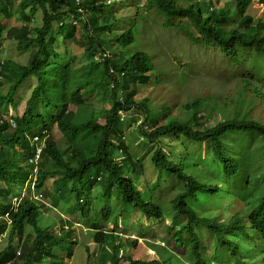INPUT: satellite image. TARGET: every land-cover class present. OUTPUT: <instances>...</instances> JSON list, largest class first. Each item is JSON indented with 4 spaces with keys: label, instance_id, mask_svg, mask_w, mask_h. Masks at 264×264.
I'll return each mask as SVG.
<instances>
[{
    "label": "trees",
    "instance_id": "1",
    "mask_svg": "<svg viewBox=\"0 0 264 264\" xmlns=\"http://www.w3.org/2000/svg\"><path fill=\"white\" fill-rule=\"evenodd\" d=\"M115 1L117 0H0V14L8 19L17 15L22 22H26L19 28L5 29L0 25V40L13 39L18 52L29 54L28 62L19 71H15L13 66L5 69L10 63L0 61V86L1 81L9 82L8 91L4 95L0 94V177L9 186L8 197L13 195L17 186H22L24 190L21 196L25 198L24 202H14L6 196H0V234L5 226L11 227L7 247L11 249L13 242L19 248L15 255L22 254L21 264H47L48 260L50 264H57L54 260L51 261L53 250L60 252L65 237L70 234L69 225L73 223L70 218L63 222L60 218L57 226H53L54 223L44 228L39 226L40 216L46 214L45 208L41 207L45 201L54 207L57 202L74 199L76 203L70 205V213H73L74 206H78L81 212L79 215L75 214L74 221L82 222L85 220L81 216L84 213L86 216L98 214L95 207L102 201L91 196V191L98 188L105 202L116 203V196L123 201L115 214L112 212L113 207L105 204L101 208L103 221H114L115 224L119 216H128L131 211H141L151 215L146 216L149 220L157 222L155 218L164 213L160 195L154 194L159 191L158 183L142 194L136 191V181L143 173V164L140 162L150 155L149 162L157 171L158 180L161 179L160 174L167 173L174 177L175 187H178L179 191L169 202L173 216L189 221L198 218L196 210L199 209L201 200L222 194L225 177L235 170L237 173V159L241 166L245 164L249 146L258 139L264 143V124L261 126L246 118L234 117L229 120L224 117L217 125L206 127L200 122L202 111L197 103L185 106L189 114L185 121L168 119L167 110L159 114L161 120L156 116H149L152 111L148 100L136 101L134 97L137 96V86L145 87L150 83L147 73L153 71L152 56L135 49L137 34L131 22L120 34L111 30L107 17L111 12L109 5ZM144 1H147L146 7L149 10L154 9L165 17L166 24L172 25L177 19L175 30L186 39H192L191 32L204 26L207 17L205 19L203 16L209 14L207 0ZM251 2L252 0H233L234 10L230 12V9H226L220 14V22H224L223 28H211L216 35L212 42L220 45L227 61L233 60V46L229 42L234 41L237 36L248 42L249 47L259 42L253 50L260 51V56L254 57L253 61L244 56L242 62L249 61L248 64H253L264 61V18L247 13ZM35 8H40L41 23H33L34 27H30L34 22L35 12H38ZM70 16L77 22H82L78 37L80 40L85 39L88 45L79 58L68 53L63 48L65 44L60 42L61 38L70 42L74 40L78 26L68 22ZM254 18L256 23L252 24ZM105 23L108 24L107 27ZM236 42L235 47L240 44L239 41ZM77 43L79 45V40ZM62 49L64 50L61 51ZM11 70L15 73L11 74ZM258 72L259 70L235 73L236 78L241 79L238 80L240 88L250 89L252 92L247 100L239 93L232 112L240 113L242 105H249L256 96L259 97L258 90L264 91V81L257 83L258 79L245 80L257 77ZM28 76H35L36 79L31 85L30 96L26 99L24 97V112L20 116L9 115L5 121L2 106L13 103L18 87ZM104 95L112 100L111 104L108 108H101L99 112L94 111L93 102H102ZM73 107L74 111H70ZM120 113L135 115L136 119V113L140 114L142 121L137 123L138 127L133 128L135 132L129 135L127 142H121V152H118L119 149L113 148L110 140L119 136L120 132L124 134L125 127L122 128L123 123L119 121ZM99 120H103V123H99ZM246 134L252 135L246 138ZM35 135L39 145L33 148L31 145L34 141L31 138ZM57 140L59 143H56ZM141 142L142 148L148 150L140 157V161H135L129 155L130 148ZM61 144L62 147L59 146ZM230 147L237 149L235 153ZM201 148L204 149L203 153ZM238 150L240 154L237 153ZM36 151L40 161L31 179V189H26L29 172L22 165L31 161ZM122 156H127L123 160L125 163L121 162ZM91 168L96 171L88 173ZM91 172H94L93 176ZM253 172L257 179L264 177V171L260 174L257 170ZM100 173L101 177H97L96 174ZM193 175H197L202 181H197L196 178L193 180ZM242 183L244 186V181ZM52 186L56 187L54 191L49 190ZM173 188L174 186L171 189ZM255 192L256 184L252 181L251 189L244 193L236 191L234 195L253 199ZM258 194L264 196V188ZM239 202L242 204L241 199ZM128 205L132 207L130 210H127ZM251 210H255L254 205H251ZM244 218L247 221L245 216ZM237 223L236 221L230 225L228 220L224 225L229 229L238 228ZM201 224L202 221H199L194 226ZM27 226L28 230H25ZM52 226L54 232L51 231ZM83 226L82 229H90L91 223ZM250 228L252 229L251 225ZM93 229L98 230L99 227L93 225ZM256 231L263 232L264 226ZM190 232H195L193 227L188 230ZM205 235L210 237L213 248L210 260L218 259V264H260L257 261L244 262V258L239 259L235 252L227 249L214 220L209 221ZM201 237L194 236L192 240L200 242ZM93 239L96 244L110 247V254L107 250L104 251L102 264L106 261L111 264H156L155 260L145 263L135 261L124 251L117 254L112 246L114 241L117 247H122L117 242V234L98 231ZM70 243L71 248L59 255L58 264H67L65 259L73 255L72 248L77 242L70 240ZM136 245L137 242L133 241L132 246ZM194 248L199 253L195 261L210 264L206 257L207 250L200 251L198 244ZM89 250L85 248V254ZM12 257L14 255H10V259ZM10 259L4 264L18 261L17 258Z\"/></svg>",
    "mask_w": 264,
    "mask_h": 264
},
{
    "label": "rangeland",
    "instance_id": "2",
    "mask_svg": "<svg viewBox=\"0 0 264 264\" xmlns=\"http://www.w3.org/2000/svg\"><path fill=\"white\" fill-rule=\"evenodd\" d=\"M146 2L147 1L144 0L115 1V3L109 5L111 12L107 17V22L110 23L111 30H114V33L116 34H120L122 31L124 32V30L128 28V24L131 22L133 27L137 29L136 34L138 38L135 41L137 44L135 49L144 51L152 56L153 71L147 73V79L150 83L145 87L138 84L137 96L134 97L136 101H141L143 99L148 100L149 108L152 111L149 116H156L161 120L159 114L164 110H167L168 112L166 114L169 115L168 119L175 118L177 120L185 121L189 118V114L185 110V104L197 100V105L200 106L202 111V113H200V122L206 127L217 125V122L220 120L222 121L224 117L231 119L244 115L250 120L264 124V100L255 101L251 105H242L240 113L232 112L233 104L240 93V83L237 79L232 77L231 71L224 67L223 59L218 51L213 47L200 46L204 41V38L201 37V35L195 38L191 44V42L185 39L183 35L175 30V28L166 24L160 13H157L154 9L149 10L146 7ZM214 2L216 7H222L225 3L233 4V0H214ZM35 10L38 9L35 8ZM134 13L137 14L132 17ZM247 13L250 16H263L264 18V0H252ZM68 22L71 25L76 23L78 26L75 29L74 40L70 42L69 40L61 38L60 42H63L61 44H65L63 45V48H65L68 53L79 58L82 55V50L84 51L88 47L85 39L80 40L78 37V34L81 32L82 22H77L72 16L68 18ZM0 23L7 29L19 28L23 25L17 15L13 16L11 19L0 16ZM33 23L40 25L41 14L39 11L35 12L34 22L31 23L30 27H34ZM255 23L256 18H254L252 24ZM173 24H176V21H174ZM105 26L107 27L108 24L105 23ZM234 26L238 27L237 24ZM105 32H108L107 28L105 29ZM78 40L80 42L79 45L77 43ZM112 47H114V45H112ZM63 50L64 49L61 51ZM28 59L29 54L18 52L13 39L6 38V40L1 42L0 61L2 63L5 61L10 63L7 64L5 69H11L13 66L15 71H19V68L22 65H25L28 62ZM224 61L227 62V56L226 58L224 57ZM10 73L13 74L15 72L12 73L11 70ZM31 78L36 79L35 76H31ZM1 83L2 86H0V88L2 89H0V94H3L7 90L9 82L1 81ZM28 84V82L24 84L21 89H24ZM27 89H30V87ZM28 94L29 92L22 94L21 90H19L15 96L17 107L14 111L17 112L18 115L23 111L25 99L28 97ZM240 94L242 95L243 93L241 92ZM111 101L109 100L108 95L102 97V102L100 100H95L93 102L94 111L99 112L101 108H108ZM8 110L12 112V108ZM70 111H74V107L70 109ZM210 111H214L215 113L210 115ZM136 115L138 119H136L135 115H129L133 118L132 121H130L132 123L130 126L124 128L125 133L123 135L126 138V142L129 135L135 132L133 128L138 127L139 125L137 126V123L142 121V116L140 114ZM136 120L137 122L135 123ZM99 123H103V120H99ZM251 135L252 134H246L245 137L247 138ZM57 136H55V138H57ZM56 143H59V140H57ZM141 145L142 142L140 145H134V148H130L131 151L129 152V155L135 161H140V157L148 150L147 148H142ZM59 146L62 147L63 145L61 144ZM230 148H232L230 150L234 153L235 150H237L234 147ZM126 158L127 156H122L121 162L125 163L126 161L123 160ZM149 159L150 155L140 162L143 164V173L136 181V191L142 194L157 182L160 188L159 191H155L154 194L160 195V203L166 208V211L170 213L169 202L179 191L178 187L171 189L174 184L172 185V182L167 181L164 176L160 175L161 179L158 180L157 171L151 167ZM237 161L239 163L236 173L237 176L236 179L232 180L235 182V186L243 181L240 172L244 171L240 161L238 159ZM249 163L251 171L257 170L258 174L264 171L263 147L257 145V147L250 152ZM90 171L95 172L94 169H91ZM94 172H91L92 176L94 175ZM191 178L193 180L196 178L197 181H202L197 175H193ZM259 185L261 187L263 182L261 181ZM54 189H56V187H49V190L51 191H54ZM100 192L101 191L98 188H94L92 194L100 195ZM228 195H230V193H228ZM239 201L240 198L236 196L233 198L230 197L229 199L224 195L213 197L212 203L216 211L213 212L211 211V208H208L206 215L214 216L219 224L225 223L229 220L230 225L237 221L238 228H243L244 225L248 226V223L242 214L244 206ZM73 203H76V201L70 199L68 202H57V205L52 207L45 201L41 206L45 208L46 214L40 216V227L44 228L53 223V226H57L59 219H63V215L66 216L64 219L70 218L74 225L70 234L65 237L62 244V250L60 252L56 250L53 251L54 260L58 261L61 252H67V250L71 248L70 240H76L77 243L72 248L73 255L65 259L67 264H102L104 251L106 250L93 244L92 235L90 236L89 233H84L85 229H82V227H84L83 224H89L103 219V213L100 209L103 204L101 203L99 205L98 214L90 216L81 215L85 220L82 222H76L74 221L75 214L79 215V212L81 211L78 206H74L73 213H70V205ZM120 205V202L113 204V214L118 212ZM143 220L144 217L140 212L131 211L128 216H119L117 218V225L114 223H102L101 227L102 230L106 232L112 230L116 231L119 238L117 239V242L123 247L124 253L130 255L132 259L142 262H150L153 260H159L160 262L162 261L161 255L164 254H171L177 258H182V252L176 249L171 242L168 243L169 239L166 236V228L169 226V221H166L163 225L159 221L153 222L149 220L144 223ZM138 223V228H131L137 227ZM151 223L154 224L151 225ZM53 226L51 231L54 232ZM119 226H121L122 229H120ZM198 227L199 226H193L195 232ZM25 230H28V226ZM125 233L130 235L129 237L135 236V239H121L120 236H124L123 234ZM7 236L8 233H6L0 241V252L10 251L7 247ZM201 238L202 248H207V255H210L213 250L210 244V239L207 237ZM133 241L137 242L135 247L132 246ZM241 242H244L245 244L242 252H244L246 257L243 260L247 263L254 261L261 262L260 260L264 256V252H262L264 249L263 243L260 241L249 242L247 238H244ZM85 248H89L91 251L89 250L88 254H85ZM150 248H156L155 250L158 252H151L149 250ZM12 249H15L16 252L19 251L13 242H11V250ZM55 256H57V258H55ZM105 264L109 263L107 262Z\"/></svg>",
    "mask_w": 264,
    "mask_h": 264
},
{
    "label": "clouds",
    "instance_id": "3",
    "mask_svg": "<svg viewBox=\"0 0 264 264\" xmlns=\"http://www.w3.org/2000/svg\"><path fill=\"white\" fill-rule=\"evenodd\" d=\"M207 5L209 8V14L207 16H203V18H205V19L207 17L206 23L204 24V26L200 30L194 29L191 32L192 39L187 37V40L189 42H191V44H192V42L195 40V38H197L199 35H201V37L204 38L203 39L204 41L202 44H200V46H207V47L215 48L218 51L219 55L223 59L224 67L227 70L231 71V75L233 78L237 79L235 76V73H238V72L239 73H245L246 71L259 70V72L256 74L257 77H254L252 79L246 78L245 80L246 81H252V80L255 81L258 79L257 83L264 81V69L262 70V68L264 67V61H259V62L253 63V64H248V62L250 60L253 61L255 59L254 57L260 56V51L253 50L258 45L257 43H259V42L253 43L249 47L248 42L242 41L241 38H237L238 36L235 37L234 41L229 42L233 46V50H232V59L233 60H228L227 62L224 61V57L226 58V55L223 52V50L221 49L220 45L215 43V42H212V39L214 37H216V35L211 31V28H213V27L223 28L224 22H220V14L224 13V11L226 9H230V12L233 11L234 10L233 6H235V4H224L222 7H216L214 0H207ZM38 11L40 12V8H38ZM26 15L30 16V14H26ZM0 16H3V15L0 14ZM162 17L165 20V17L163 15H162ZM4 18H6V17H4ZM176 20L177 19H175L174 21H176ZM22 23H26V22L23 21ZM75 24L76 23H74L73 25H75ZM0 25L3 26L1 23H0ZM58 25H61V23H58ZM169 26L172 28H175V24H172V25L169 24ZM3 27L5 29H7L5 26H3ZM133 28L136 32L137 29L135 27H133ZM137 38H138L137 35H135V40H137ZM262 39L264 40V37ZM3 40H4L3 38H2V40H0V44ZM236 41L240 42V44H238L237 47L234 46V44L237 43ZM244 56L249 57V61H245L247 63L242 62V61H244V60H242V57H244ZM0 66H2V65L0 64ZM237 80H241V79H237ZM27 82L29 84L24 89H21L22 86L24 84H26ZM33 83H35V79L28 76L26 78V81L22 82V85H20L18 87V89H17V91L13 97V103L2 106V108H3L2 116H4V118H3L4 120L6 119L5 118L6 115L7 116H9V115L17 116L18 115V113L14 111L17 107V102L15 101V96L19 92V90H21L22 94L25 92H29V94H28V97H29L30 93L32 91L31 85H33ZM29 87H30V89H27ZM7 91H8V88H7ZM240 91L243 93L242 96L246 100L249 99L250 93L252 92V90L240 88L239 92ZM258 94H259V97L256 96V99H254L253 102L259 101V100H264V91L258 90ZM2 95H4V94H2ZM197 102H198L197 100H193L191 103H188L185 105H191V104L197 103ZM253 102L251 104H253ZM251 104H249V105H251ZM24 105H25V103H24ZM244 105H247V104H244ZM10 108H12V112H10V110H8ZM24 109H25V106L23 107V111L20 112V114L18 116L22 115V113L24 112ZM213 113H215V112L210 111V115ZM238 118L239 119L240 118H246L248 121H252V122L257 123V124L262 126V124H260L256 121L250 120L246 115L238 117ZM132 119H133L132 116H129L128 114L120 113V115H119V121L123 123L122 128L130 126L132 123L130 121ZM231 119H233V118H231ZM178 121H181V120H178ZM36 136L37 135H35L33 138H31V141H34V143L31 145L33 148H35L39 145V141L35 140ZM121 142H126V138H125V136H123L122 132L119 133V136H114L110 140V143L113 145V148L119 149L118 152H121V149H120ZM257 145H260V147H263V150H264V143L261 140H259V141L257 140L252 146H249L248 153H247V156L245 159V164L242 166L244 171L240 172L242 179L244 181V186H243L242 182H241V184H238L235 186V182L232 181L233 179H236V176H237L235 173V171H236L235 170L232 174L225 177L224 184H223V192H222V194H219V195H224L227 199H229L230 197L233 198V197H235L234 194L236 191L244 193L245 191L251 189V182L252 181L255 182L256 192L253 193V196H254L253 199L252 198L244 199L242 197L236 196V197H239L241 199L242 205L244 206V210H243L242 214L246 217L247 222L251 225L252 232L247 225H244L243 228H231V229H229L224 225V223L219 224L217 219L211 218L214 216L206 215L208 208H211V211H213V212L216 211L214 206H213V203H212V198L205 199V201L201 200L199 203V207H198L199 209L196 210L198 218H194V219H191L189 221L185 220V219L174 217L171 206H170V213H169L166 211V208H164L163 205L162 206L160 205L163 208L164 213L161 217H156L155 220L159 221L163 225L165 224L166 221H169V226L166 228V236L169 239L168 243L171 242L176 249H178L180 252H182V254H181L182 258H177L175 256H172L171 254L170 255L168 254V256H166L164 254V255H161L162 261L159 262V260H155L156 264H199L197 261H195V258L199 255V253L195 250L194 245H193L194 241L192 239L194 236H198L200 238L201 236L205 235L206 227H207L209 221H211V220L215 221V224L221 233L225 247L227 249H229L231 252H235L238 255L239 259H241V260L246 257L244 252H242L243 248L245 247V244H244V242H241V241L244 238H247L249 240V242H254V241L259 242L260 241L264 245V231L263 232L256 231V229H260L261 227L264 226V196H261L258 194V192H260V190L262 188H264V177L262 176L259 179H257L254 172L250 170V163H249L250 152L253 149H255V147H257ZM16 150L18 151L19 149L16 147ZM203 152H204V149L201 148V153H203ZM237 153L240 154V151L238 150ZM30 160L31 161H27L22 165L23 169H25L29 172L28 177H27L28 185L26 186V189H31V182H32L31 179L33 178V175L37 170L36 169L38 167L37 163L40 161V159L37 157H32ZM90 160H91V158H90ZM88 169L89 168H86V170H88ZM91 169H94V168H91ZM90 170L88 171V173L90 172ZM94 170L96 171V169H94ZM96 175H97V177H101V173L96 174ZM98 175H100V176H98ZM160 175L164 176L167 181L172 182V185L174 184V177L168 176L167 173L160 174ZM90 179L91 178H87V180H90ZM261 181L263 182V185L260 187L259 183ZM175 186L176 185L174 184V187ZM218 187H221V185H219ZM8 188H9V186L0 177V196H3V197L6 196L8 199H10L14 202H24L25 198H23L21 196L22 190H24V189H22V186H17V189L14 191L13 195H10L9 197H8V190H7ZM92 192H93V190L91 191V196L93 198H100V200L102 201L101 203L103 205L101 206V208L105 204H110L113 207V202L107 203V202H105L106 200L102 197V195H97V194L93 195ZM228 193H230V195H228ZM202 197L204 198V195ZM114 199L116 202H120L121 206L123 205V201L121 198L116 196V197H114ZM101 203H99L98 206L95 207L97 212H98L99 205ZM251 205L255 206V210H251ZM128 206H129V208L127 207V210H130V208H132V207L130 205H128ZM113 210H114V207H113ZM137 212H139V211H137ZM140 213L144 217V220H143L144 223H145V221H149V218H147L146 216H151V215H149L147 213L144 214L141 211H140ZM84 214L86 215V213H84ZM88 216H90V215H88ZM65 217L66 216L63 215V219L61 220L62 222H63ZM103 219L100 221L91 223V228L85 229L84 233H89L90 236L92 235V239H93L94 234L98 231L102 232V233H110L111 235H116V231H114V230L108 231V232L102 230V227H101L102 223H114V221H103ZM199 221H202V224H201V226L198 227L196 232L188 233V230L191 227H193L195 223H197ZM139 223H138L137 227H131V228H138ZM153 224L154 223H151V225H153ZM93 225L99 227V229L94 230ZM115 225H117V221H115ZM73 226H74L73 223L69 225V227L71 229L73 228ZM119 227H120V229H122L121 226H119ZM10 228L11 227L5 226V229L0 234V241L6 235V233H8ZM123 235L124 236H130V235H127L126 233ZM183 237H185V238H183ZM205 237L210 239V237H208L207 235H205ZM130 238L135 239V236H131ZM73 241L77 242L76 240H73ZM92 241H93V244H96L94 242V239ZM96 245H98L102 249L107 250L108 254H110V247L108 245H105V244H104V246L101 244H96ZM112 246L115 248V251L117 254L123 252V247H117V245L114 243V241L112 242ZM155 249L156 248H153V249L150 248L149 250L151 252L157 253L158 251H156ZM9 250L10 251H8V252H5V251L0 252V264H4L7 259H10V255H14V257H12L10 260H13L14 258H17V260H18V261H11L10 264H21L20 257L22 254L15 255L17 253L15 251V249H12V250L9 249ZM186 252L188 253V255H186ZM262 252H264V249L262 250ZM211 253H210V255H211ZM210 255H207V252H206L207 261L210 260ZM86 257H87V255H86ZM55 258H57V256H55ZM53 260H54V254H53L51 261H53ZM133 260H135V259H133ZM54 261L58 264L57 260H54ZM103 261H104V258L102 260V263H103ZM135 261H139V260H135ZM260 261L261 262H258V263L264 264V256L261 258ZM140 262H142V261H140ZM46 263L50 264V260L46 261ZM210 264H218V263L215 260H210Z\"/></svg>",
    "mask_w": 264,
    "mask_h": 264
},
{
    "label": "bare ground",
    "instance_id": "4",
    "mask_svg": "<svg viewBox=\"0 0 264 264\" xmlns=\"http://www.w3.org/2000/svg\"><path fill=\"white\" fill-rule=\"evenodd\" d=\"M237 28H240L239 26L237 27ZM124 133H125V131H124ZM124 136V135H123ZM35 140H38V138L36 137L35 138ZM33 142V141H32ZM37 153H38V151H36L35 152V154H34V156L33 157H37ZM244 216V215H243ZM245 219V218H244ZM247 222V221H246ZM248 223V222H247ZM248 226H249V228H250V225H249V223H248ZM251 229V228H250ZM252 230V229H251ZM122 236V235H121ZM198 244V249L200 250V251H202L203 252V250L205 251V250H208L207 248H205V247H203L202 248V240L200 241V242H194L193 243V245L194 246H196ZM18 248V247H17ZM19 249V248H18ZM216 261H218V259L216 260ZM106 263H107V261H106ZM109 264H111V263H109Z\"/></svg>",
    "mask_w": 264,
    "mask_h": 264
}]
</instances>
